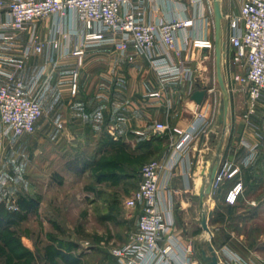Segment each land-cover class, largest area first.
<instances>
[{
    "label": "crops",
    "instance_id": "obj_1",
    "mask_svg": "<svg viewBox=\"0 0 264 264\" xmlns=\"http://www.w3.org/2000/svg\"><path fill=\"white\" fill-rule=\"evenodd\" d=\"M221 1L226 19L240 13V0ZM207 5L212 10L211 0H145L147 20L194 19L193 25L176 33L177 45L182 46L187 40V47L179 53L169 50L170 62L186 61L193 68L192 75L181 82H163L150 60L136 52L132 44L124 52L109 42L87 47L79 63L73 50L82 41L83 24L73 14L50 15L37 21L41 51L29 45V30L19 32L12 39L0 38V83L12 85L15 79H21L26 88L35 84L43 109L35 132L19 142L11 125L0 123V169L6 168L13 176L16 170L23 171L22 193L27 201L39 202V211L44 205L48 212L54 211V205L68 196L48 194L46 179L53 177V185L57 187L68 183L77 186L85 177L93 180L97 173L94 162L101 158L120 162L126 170L127 153L131 157L140 154L142 146L137 142L141 140L161 144L160 158L169 150L171 141L197 120L200 112L209 120L207 98L202 105L192 99L199 83L197 67L209 51L194 47L192 42L195 38L214 39L213 17L207 13ZM0 16H5L2 9ZM153 92L159 93L153 95ZM157 122L165 123L168 130L156 133ZM209 132V138L215 139L216 134ZM198 137L179 165L162 172V204L167 209L170 201L174 221L177 195L192 193L201 182L198 171L205 169L206 162L200 160L205 150L199 147ZM208 139L204 136L202 143L207 144ZM19 156L22 164L17 160ZM93 187L88 183L86 193L76 191L70 196L71 202L112 201L109 194L100 199ZM41 189L43 197L36 200V192ZM176 235L178 259L189 256L197 261L193 252L186 250L192 244ZM217 252L226 264H264V257L257 250L244 254L242 249L225 244ZM109 261L112 257L104 254L102 264Z\"/></svg>",
    "mask_w": 264,
    "mask_h": 264
},
{
    "label": "rangeland",
    "instance_id": "obj_2",
    "mask_svg": "<svg viewBox=\"0 0 264 264\" xmlns=\"http://www.w3.org/2000/svg\"><path fill=\"white\" fill-rule=\"evenodd\" d=\"M207 9L214 22L213 7L211 10L207 5ZM229 20H223L226 46L222 60L230 92L228 123L225 126L220 120L224 93L218 83L214 47L197 67L198 82L208 90L207 130L197 140L199 147L205 150L200 160L206 165L204 171H198L199 185L192 193L178 194L175 203V232L183 241L192 244V252L199 264H205L201 254L209 242L216 249L228 244L242 249L244 254L257 250L264 257V101L258 104L257 114L250 120L244 118L246 96L233 79L235 65L231 61L233 49L229 43ZM35 97L38 99L37 91ZM209 130L216 134L215 139L209 138ZM204 136L209 138L205 145L202 143ZM137 143L142 146L140 154L131 157L128 170L117 172V177L100 179L95 173L93 180L85 177L74 187L69 183L57 187L53 185V177L46 179L48 194L68 196L49 212L47 205L39 211V202L30 209L23 203L28 198L22 193V170H16L13 176L6 168L0 169V201H5L11 210L19 213L11 224H0V246H3V236L14 238V242L0 250V264H102L103 255H110L112 247L127 243L136 228L137 211L125 206L126 198L130 190L139 187L142 165L158 158L163 149L161 144L150 141ZM247 143L256 146L251 151ZM247 155L248 160H245ZM17 160L22 164V156ZM225 160L237 164L239 172L233 178L214 181L211 193L206 195L204 206L200 208L201 189L208 185L213 166ZM239 179L243 181V189L237 201L231 204L228 195ZM88 183L94 186L96 196L102 199L103 195L109 194L112 201L71 202L70 196L76 191L87 192ZM41 193L42 189L36 192V200L43 197ZM203 213L207 216L212 236L201 224Z\"/></svg>",
    "mask_w": 264,
    "mask_h": 264
},
{
    "label": "built area",
    "instance_id": "obj_3",
    "mask_svg": "<svg viewBox=\"0 0 264 264\" xmlns=\"http://www.w3.org/2000/svg\"><path fill=\"white\" fill-rule=\"evenodd\" d=\"M240 2V13L229 20V43L235 65L233 79L246 96L244 118L250 120L257 114L258 104L264 101V0ZM144 4L145 0H0V9L5 13L3 18L0 16V38L12 39L19 32L29 30V45L41 51L37 21L50 15L73 14L83 24L82 41L73 50L79 63L87 47L109 42L124 52L132 44L136 52L150 60L163 82H181L192 75L193 68L186 61L170 62L169 50L179 53L187 47V40L182 46L177 45L176 33L193 25L194 19L150 21L146 19ZM192 43L202 49L214 48V39L210 38H195ZM74 77L77 78V72ZM73 89L76 90L75 85ZM35 94V84L26 88L21 79H15L12 85L0 83V118L11 125L17 140L35 132L36 122L42 115L43 109ZM207 124L208 117L200 112L197 120L171 141L162 157L142 165L139 187L125 201L127 208L137 211L136 228L127 243L110 249L112 261L106 264H199L189 256L178 259L179 241L170 214L171 203L168 201L167 209L162 204L160 180L163 170H173L180 164ZM166 130L165 123H156V133ZM246 145L251 151L256 146ZM239 170L237 164L225 160L219 163L214 181L233 178ZM242 189L243 181H235L228 195L231 204L237 201ZM186 250L191 252V245Z\"/></svg>",
    "mask_w": 264,
    "mask_h": 264
},
{
    "label": "water",
    "instance_id": "obj_4",
    "mask_svg": "<svg viewBox=\"0 0 264 264\" xmlns=\"http://www.w3.org/2000/svg\"><path fill=\"white\" fill-rule=\"evenodd\" d=\"M213 13H214V47H215V56H216V73L218 78V83L221 90L224 93V99L221 102V115L220 120L225 124L228 123V113H229V104H230V92L226 85L224 74H223V64L222 60L225 56V46L226 42L223 38V34L226 31V27L223 23L225 18L224 8L222 5L221 0H211ZM207 87H202L198 83V88L194 90L192 93V99H194L197 104L202 105L204 104L207 96H208ZM219 166V161L213 166L211 171L210 180L206 187H203L200 191V208L204 206L205 197L207 194H210L212 191L213 181L216 176V172ZM201 224L203 228L210 234L213 235L212 230L208 224V219L205 213H203L201 218ZM201 259L205 264H226L225 262L221 261L220 257L218 256V252L216 247L209 242L207 248L202 249Z\"/></svg>",
    "mask_w": 264,
    "mask_h": 264
},
{
    "label": "trees",
    "instance_id": "obj_5",
    "mask_svg": "<svg viewBox=\"0 0 264 264\" xmlns=\"http://www.w3.org/2000/svg\"><path fill=\"white\" fill-rule=\"evenodd\" d=\"M130 158L131 156H129V154L127 153V159H126L127 163H129ZM94 165H95V171L97 172L96 175L100 179L117 177L116 173L123 170L122 164H120V162H113L103 158L99 159L98 161L96 160L94 162ZM23 203L26 205L27 208L30 209L37 204V201L25 200ZM18 215L19 213L11 210L5 201H0V224L9 225L13 222L12 219L14 217H17ZM1 236L2 233H0V237ZM9 237L10 238L3 236L2 238L4 247L9 246L11 241L14 242V238H12V236ZM3 246H0V250L4 249Z\"/></svg>",
    "mask_w": 264,
    "mask_h": 264
}]
</instances>
